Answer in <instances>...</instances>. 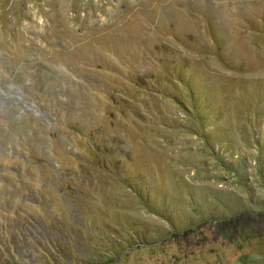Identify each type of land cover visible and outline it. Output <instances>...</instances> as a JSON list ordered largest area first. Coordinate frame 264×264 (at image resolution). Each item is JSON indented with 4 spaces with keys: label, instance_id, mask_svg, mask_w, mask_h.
<instances>
[{
    "label": "rangeland",
    "instance_id": "obj_1",
    "mask_svg": "<svg viewBox=\"0 0 264 264\" xmlns=\"http://www.w3.org/2000/svg\"><path fill=\"white\" fill-rule=\"evenodd\" d=\"M0 264H264V0H0Z\"/></svg>",
    "mask_w": 264,
    "mask_h": 264
},
{
    "label": "trees",
    "instance_id": "obj_2",
    "mask_svg": "<svg viewBox=\"0 0 264 264\" xmlns=\"http://www.w3.org/2000/svg\"><path fill=\"white\" fill-rule=\"evenodd\" d=\"M29 252H30V250H28ZM30 261H32V260H30Z\"/></svg>",
    "mask_w": 264,
    "mask_h": 264
}]
</instances>
